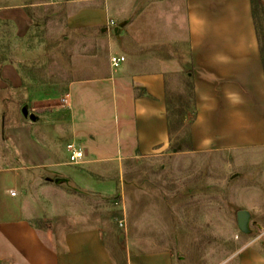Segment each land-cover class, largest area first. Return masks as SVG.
<instances>
[{
    "label": "crops",
    "instance_id": "crops-1",
    "mask_svg": "<svg viewBox=\"0 0 264 264\" xmlns=\"http://www.w3.org/2000/svg\"><path fill=\"white\" fill-rule=\"evenodd\" d=\"M80 1L93 3L69 6L63 72L56 62L55 80L33 87L47 117L18 142L39 169L35 184L63 197L62 181L111 197L123 162L166 152L186 126L192 144L186 151L264 153V60L252 0H128L140 6L122 11L112 9V0ZM8 14L0 6V24ZM111 55L126 61L112 68ZM182 77L193 84L194 103L172 136L168 96ZM69 145L84 152L79 162L67 157ZM26 177L8 176L22 194L16 206L0 188V264H120L98 225L68 229L59 245L48 242L36 223L42 216L26 197ZM122 264L173 258L167 251H127ZM238 264H264V236L238 251Z\"/></svg>",
    "mask_w": 264,
    "mask_h": 264
},
{
    "label": "rangeland",
    "instance_id": "rangeland-1",
    "mask_svg": "<svg viewBox=\"0 0 264 264\" xmlns=\"http://www.w3.org/2000/svg\"><path fill=\"white\" fill-rule=\"evenodd\" d=\"M92 3L0 0V6L9 8L0 24V188L6 186L16 206L22 194L17 185H9L8 176H28L26 197L42 216L37 226L55 246L68 229L98 225L120 264L127 251H167L173 264H238V251L264 236V153L177 151L171 146L159 155L123 162L119 191L111 197L83 194L62 181L58 186L67 191L63 197L35 184L39 169L18 146L21 134L26 131L31 137L33 124L47 117L33 87L55 80L56 62L63 72L70 4ZM110 3L114 11L140 6L128 0ZM190 91V81L182 77L172 98ZM190 111L187 108V116ZM187 131L186 126L174 135V145L187 141ZM241 210L248 214L245 230L238 223Z\"/></svg>",
    "mask_w": 264,
    "mask_h": 264
},
{
    "label": "trees",
    "instance_id": "trees-1",
    "mask_svg": "<svg viewBox=\"0 0 264 264\" xmlns=\"http://www.w3.org/2000/svg\"><path fill=\"white\" fill-rule=\"evenodd\" d=\"M253 2V12L256 22V27L258 31V38L263 54L264 60V0H252ZM191 91L186 95L181 93L172 98V94L169 93L168 96V106H169V117H170V135H174L180 132L186 124L187 108H193L194 103V93L193 84L190 82ZM188 98L187 100L185 98ZM188 138L187 141H183V144L174 145L172 142V147L176 148L177 151L181 150H192L190 131H187Z\"/></svg>",
    "mask_w": 264,
    "mask_h": 264
},
{
    "label": "built area",
    "instance_id": "built-area-1",
    "mask_svg": "<svg viewBox=\"0 0 264 264\" xmlns=\"http://www.w3.org/2000/svg\"><path fill=\"white\" fill-rule=\"evenodd\" d=\"M126 61L125 56H119V55H111L110 56V64L112 68H118L123 62ZM69 151L72 152L70 159L71 162H79L84 157V152L82 150L76 149L74 145L68 146Z\"/></svg>",
    "mask_w": 264,
    "mask_h": 264
},
{
    "label": "water",
    "instance_id": "water-1",
    "mask_svg": "<svg viewBox=\"0 0 264 264\" xmlns=\"http://www.w3.org/2000/svg\"><path fill=\"white\" fill-rule=\"evenodd\" d=\"M33 119H34V116H33ZM57 181H59V179H57ZM247 220H248L247 212L245 210L239 211L238 212V223H239V226L242 230H245Z\"/></svg>",
    "mask_w": 264,
    "mask_h": 264
}]
</instances>
